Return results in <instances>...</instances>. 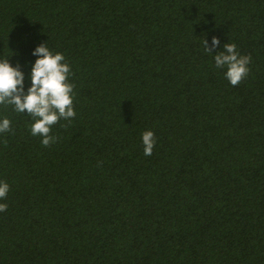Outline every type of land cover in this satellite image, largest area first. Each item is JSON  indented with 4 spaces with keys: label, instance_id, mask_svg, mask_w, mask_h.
<instances>
[{
    "label": "trees",
    "instance_id": "1",
    "mask_svg": "<svg viewBox=\"0 0 264 264\" xmlns=\"http://www.w3.org/2000/svg\"><path fill=\"white\" fill-rule=\"evenodd\" d=\"M44 42L77 115L45 147L0 105V264H264V0H0L25 91ZM226 43L252 57L235 87Z\"/></svg>",
    "mask_w": 264,
    "mask_h": 264
},
{
    "label": "clouds",
    "instance_id": "2",
    "mask_svg": "<svg viewBox=\"0 0 264 264\" xmlns=\"http://www.w3.org/2000/svg\"><path fill=\"white\" fill-rule=\"evenodd\" d=\"M203 45L206 52L212 53V49L220 45V40L213 37L210 47L207 39H204ZM223 48V51L214 56L215 67L226 68L225 78L232 86H238L251 71L249 65L252 57L250 54H240L234 43H226ZM32 54L38 59L32 66L31 86L27 91L25 73L20 64L13 67L10 63L12 55L0 56V105H11L18 113L27 111L35 121L31 125V134L42 137V145L49 147L59 139L51 134L52 127L61 119L71 122L77 115L74 108L76 86L70 81L74 73L65 55L51 49L47 42L36 47ZM11 130L10 119L5 117L0 120V133ZM142 143L144 155L151 156L157 143L155 133L144 131ZM9 191L10 185L6 181H0V200H6ZM7 208V203H0V212H5Z\"/></svg>",
    "mask_w": 264,
    "mask_h": 264
}]
</instances>
